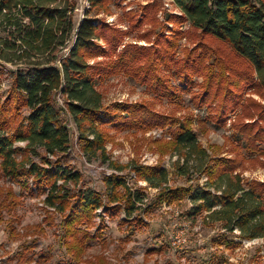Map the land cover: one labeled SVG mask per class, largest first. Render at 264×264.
<instances>
[{"label": "trees", "instance_id": "trees-1", "mask_svg": "<svg viewBox=\"0 0 264 264\" xmlns=\"http://www.w3.org/2000/svg\"><path fill=\"white\" fill-rule=\"evenodd\" d=\"M86 1L88 10L78 23H74L75 3L72 0H0V32L7 33V40L0 39V61L17 66L12 73L9 96L5 106L0 109L1 176L9 182L21 183L22 188L26 187L23 179L32 178L34 189L45 196L43 202L47 207L63 212L65 206L71 203V210L65 218V234L73 242L67 253H72L70 257L76 263L88 243L97 239L86 232L78 237L77 226L82 222L89 223L93 211L101 207L104 214H113L118 208L108 204L116 202L115 191L118 188L125 192V220L119 224L126 228L124 239L131 238L144 226L135 213L147 214L155 206L163 203L170 205L183 199L190 204L184 212L188 219L205 213L204 223L218 224L223 230L224 234L212 238V244L234 249L239 245L236 239L263 238L264 183H243L238 175L232 174L235 166L229 159L210 160L207 152L199 147L188 121L179 123L172 133L173 148L184 152V168L179 169L181 175L185 176L190 160H198L206 183L196 188L187 186L161 190L146 205L145 189H132L124 178L117 175L103 178L111 203L105 205L102 194L91 189L86 192L79 189L72 196L65 184L72 182L77 185L82 180L81 175L52 164L48 157L56 156L55 163H58L60 160L57 156H64L70 147L71 131L63 117L65 111L74 124L84 155L89 158L99 156L103 160H106L104 138L97 130L96 123L108 124L110 128L120 130L144 125L163 127L174 123L172 118L158 116L143 105L114 104L103 107L96 82L105 75L120 72L139 79L148 89L178 105L183 94L191 90L192 76L203 74V91L193 94L192 104L196 108H207L211 114L207 121L211 119L218 126H222L225 120L226 107H229L228 111L240 108L241 115L234 127L246 137L247 152H258L255 143L264 136L261 125L264 122V105L244 99L243 94L246 86L264 98V0H257L256 3L252 0H171L180 15L167 14L168 23L189 25L202 36L226 44L242 67L227 66L218 55L203 46L188 52L182 66L174 63L173 54L168 55L169 60L164 54L165 72L170 75L173 71L174 75L171 76L178 78L181 85L179 88L168 87L166 92L161 91L165 82L155 74L158 71L155 61L162 59V52L156 46L150 49L149 57L143 53L144 49L126 46L116 53L111 67H103L98 62L88 63L89 59L114 54L126 34L140 29L144 19L155 22L156 7H144V18L131 22L129 30L122 32L109 28L97 17L89 16L93 9L109 4L111 0ZM126 15L129 19L134 16L132 12ZM70 38L73 41L67 47ZM64 49L67 51L65 55L62 52ZM142 61L145 63L138 65ZM192 66L195 67L193 74ZM57 95L63 98V108L56 103ZM215 101L218 102L215 109L218 114L213 118L212 112L215 111L211 104ZM22 110H26L27 114L21 116L15 128L10 127L9 118L11 121L18 120ZM7 113L12 115L6 117ZM244 119L255 121L245 124ZM16 143L25 145L20 148L15 146ZM236 149L240 150L238 147ZM40 151L47 156L43 157L41 163L32 162V157L38 156ZM209 160L212 165L208 167ZM116 169L119 171V168ZM131 170L134 177H140L150 188L160 190L166 181L167 172L159 167L145 170L133 166ZM13 196L10 189L0 187V217L3 210L9 212L18 205ZM8 227L13 234L11 224ZM234 231L238 232L237 236L233 235ZM229 234L231 236L228 237ZM33 249V243L23 245L11 259L16 263H25L30 260L29 254ZM162 252L159 246L148 250L144 256L151 257ZM44 258L40 257L39 261H44ZM103 260L100 259L105 264Z\"/></svg>", "mask_w": 264, "mask_h": 264}, {"label": "rangeland", "instance_id": "rangeland-1", "mask_svg": "<svg viewBox=\"0 0 264 264\" xmlns=\"http://www.w3.org/2000/svg\"><path fill=\"white\" fill-rule=\"evenodd\" d=\"M252 1L257 2V0ZM72 2L75 3L73 21L78 23L89 6L86 0H72ZM106 5L107 8H104ZM106 5L93 9L89 16L104 21L109 28L122 32L128 31L131 22L144 18L143 8L148 5L156 7L155 22L144 19L140 29H137L135 33L126 34L114 54L109 55L108 53L103 57L89 59V64L98 62L103 67H111L112 61L116 59V53L126 46L144 49L143 53L149 57L150 49L156 46L162 52V59L155 61V65L158 66L155 74L166 84L161 89L162 92H166L171 86L177 88L181 86L179 79L171 76V74L174 75L173 71L170 75L165 72L164 54L168 60V55L173 54L174 63L182 66L188 52L203 46L218 55L227 66L242 67L241 62L233 56L226 44L202 36L189 25L180 26L168 23L167 14L180 15L171 0H111ZM131 12L134 16L129 19L126 14ZM0 39L7 40V33L0 32ZM72 41V38L68 40L67 47L71 46ZM100 44L103 45V43ZM62 52L65 55L67 51L64 49ZM144 63L145 61L139 62L138 65L142 66ZM16 68L17 66L0 61V109L5 106L9 96L12 73ZM190 68L193 74L195 67ZM204 83L203 74H194L190 92L183 94L178 105L148 89L139 79L131 78L122 72L105 75L97 80L96 90L101 95L103 107L114 104L143 105L158 116L172 118L174 123L163 127L144 125L136 129L123 130L112 129L108 124L96 123L97 130L104 138L106 160H103L99 156L89 158L84 155L81 144L77 141L74 124L65 111L63 117L71 131L70 147L64 156H57L60 162L55 163L56 156L48 158L52 164H58L81 175L82 180L77 185L72 182L65 184L66 190L74 196L79 189L85 192L91 189L102 194L103 203L106 205L111 202L108 201L103 178L117 175L124 178L132 189L135 187L145 189L144 204L146 205L149 201H153L161 190L187 186L202 187L206 183V177L205 173H201L199 169L198 160H190L189 165L186 166L187 169L185 168L187 170L185 176L181 175L179 169L184 168V152L180 153L173 148L172 133L183 121H188L190 129L196 134L199 147L207 152L210 160L213 158L229 159L235 166L232 174L238 175L243 183H264V155L261 154L264 153V136L255 143L258 152L249 154L246 150V137L234 127L241 115V109L238 107L234 111H228L229 107H226L222 126H218L211 119L207 121L208 116L211 115L207 108H196L191 101L193 94H200L203 91ZM244 89V99L264 105V98L260 94L246 86ZM55 100L63 108V98L57 95ZM217 106V101L211 104L214 111ZM20 113L18 120L11 121V117L9 118L10 127L15 128L21 116L26 115L27 111L22 110ZM212 113L213 118L217 117L218 111ZM11 115L7 113L6 117ZM254 121L244 119L243 123L249 124ZM261 125L264 130V122ZM24 145V143L15 144L20 148ZM38 154L32 157V162L41 163L43 157L47 156L42 151ZM210 160L208 167L212 165ZM133 166L145 170L157 167L164 169L167 172L166 181L161 185L160 190L150 188L140 177H134L131 170ZM116 168H119V171ZM31 180L30 177L23 179L26 187L22 188L21 183L9 182L0 174V187L4 190L10 189L13 197L18 201V205L11 211L1 212L0 263L2 264H70L69 262L104 264L100 259H104L105 264H264V237L255 240L236 239L239 245L234 249L212 244V238L218 237L220 233L224 234L223 230L218 224L204 223L205 213L188 219L184 212L190 204L186 199L170 205L163 203L159 205L160 207L155 206L147 214L135 213L139 215L144 226L131 238L124 239L126 228L119 225L125 220L123 212L125 192L122 188L115 191L116 202L113 205L108 204L110 207L118 208L113 214L108 212L104 214L101 207L93 211L89 223L82 222L77 226L78 237H82L86 232L97 239L88 243L87 249L83 250L80 260H76V263L70 257L72 253H67L68 247L73 242L71 237H66L65 234L67 231L65 218L71 210V203L65 206L63 212L47 207L43 202L45 196L34 189L35 186ZM112 195L113 193L110 196ZM10 224L14 229L13 234L8 227ZM100 227H102L101 230ZM233 235L237 236L238 232L234 231ZM181 237L184 238V243H177V246L171 244L172 239H181ZM30 243L34 244V249L29 254V261L16 263L11 259L16 252L21 250V246ZM159 246L163 249L162 253L151 257L144 256L145 252ZM40 257H45L44 261H39Z\"/></svg>", "mask_w": 264, "mask_h": 264}, {"label": "built area", "instance_id": "built-area-1", "mask_svg": "<svg viewBox=\"0 0 264 264\" xmlns=\"http://www.w3.org/2000/svg\"><path fill=\"white\" fill-rule=\"evenodd\" d=\"M177 243H178V244H180V243H184V238L181 237V239H179V238H174V239H172L171 244H172L173 246H177Z\"/></svg>", "mask_w": 264, "mask_h": 264}]
</instances>
